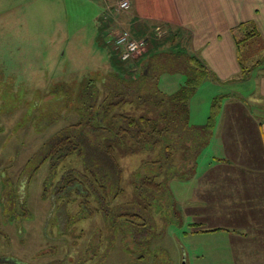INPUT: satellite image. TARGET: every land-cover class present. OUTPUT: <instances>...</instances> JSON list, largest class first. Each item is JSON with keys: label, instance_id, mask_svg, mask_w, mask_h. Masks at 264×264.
<instances>
[{"label": "rangeland", "instance_id": "374dc122", "mask_svg": "<svg viewBox=\"0 0 264 264\" xmlns=\"http://www.w3.org/2000/svg\"><path fill=\"white\" fill-rule=\"evenodd\" d=\"M109 1L0 0V259L17 264H49L52 259L50 264H233L226 242L191 233L194 219L186 208L198 177L215 157H227L218 132L222 104L231 95H250V78L226 84L206 81L198 88L189 102L190 126L205 127L214 99L221 98L212 135L206 133L197 144L175 142L171 164L164 144L133 153L130 143L127 152L118 148L122 193L115 200L99 197L105 202L103 211L92 195L86 199L73 192L70 199L59 198L66 195L68 180L77 177L75 171L91 177L83 155L41 163L46 145L61 130H78L72 125L84 118L90 126L79 130H96L87 106L96 101L100 106L108 98L111 77L123 66L119 59L112 61L118 54L108 33L129 31L148 39L136 58L148 52L154 36L161 43L159 51H171L167 34L174 29L151 27L145 37H137L128 23L131 9L122 11L119 0ZM106 11L114 23L103 30ZM172 38L182 41L181 35ZM183 46L188 49L186 39ZM263 50L255 45L254 61ZM186 81L183 72H166L159 88L171 95ZM137 107L127 104L114 114L141 116ZM111 116L100 127L109 128ZM87 137L91 142V135ZM149 176H157L164 186L161 192L144 187ZM126 213H141L146 225L126 221L121 217ZM202 254L207 255L203 261L198 258Z\"/></svg>", "mask_w": 264, "mask_h": 264}, {"label": "crops", "instance_id": "0c3cea01", "mask_svg": "<svg viewBox=\"0 0 264 264\" xmlns=\"http://www.w3.org/2000/svg\"><path fill=\"white\" fill-rule=\"evenodd\" d=\"M130 1L128 23L135 36L145 37L151 27L174 29V34H167L172 46L181 42L185 48L183 39H186L185 50L206 63L217 78L207 81L216 84L241 78L242 68L232 34L235 27L253 22L264 41V0ZM107 14L106 11L105 29L114 23ZM175 35H181L182 41L173 42ZM249 78L250 95H231L222 104L223 118L218 132L227 157H215L198 177L191 193L192 203L186 208L194 219L191 233L215 243L226 242L233 264H264V63L254 68L246 77ZM206 254L198 258L205 260Z\"/></svg>", "mask_w": 264, "mask_h": 264}, {"label": "trees", "instance_id": "16d2710c", "mask_svg": "<svg viewBox=\"0 0 264 264\" xmlns=\"http://www.w3.org/2000/svg\"><path fill=\"white\" fill-rule=\"evenodd\" d=\"M232 34L242 68L240 79H245L254 68L264 63V54L254 61L255 45L264 49V41L253 22L241 23L232 30ZM145 40L148 44V39ZM151 43L152 47H149L148 52L135 60H128L132 62L122 61L119 55L112 57L113 63L115 60H121L123 66H118L119 74L111 77L114 82L108 87L109 96L100 106L97 101L92 106H87V103L82 101V107L92 109L93 121L96 124L92 126L96 130L91 132L79 130L84 126H90L89 119L86 122L84 118L72 125L78 130H61L46 145L47 153L41 159L42 164L48 159L58 161L78 153L86 159L85 168L91 173V177L78 171L68 173L62 182L70 178H67L69 174L77 173V177L74 178V182L68 180L67 185L63 186L64 189L67 188L66 195H60L59 198L70 199L73 192L86 199L92 195L95 199L97 198L102 207L100 209L103 211L105 202L99 197L115 200L122 193L120 188L122 172L115 160L118 148L126 150L127 144L130 143L133 147H130L128 151L133 153L139 150L154 151L158 145L164 144V150L168 153L167 162L171 164L174 159L175 142L179 144L183 139L185 145L197 144L204 141L203 136L206 133L209 136L212 135L215 126L214 116L221 108V98L214 99L212 116L209 117L205 127L190 126L189 102L204 82L208 79L217 81V78L210 72L206 63L197 55L188 53L181 42L172 46V51L167 52L159 51L158 47L161 43L156 39ZM114 52L117 53L115 50ZM166 72H183L187 76L186 83L171 95L165 94L159 88L160 78ZM127 104L138 106L136 109L142 110L143 114L141 116L127 113L114 114L121 106ZM110 115H112L110 127H100ZM89 135L92 137L91 142L87 137ZM156 177L149 176L143 181L144 187L151 192H161L164 188ZM81 204L85 205L86 202L83 200ZM121 217L127 218L128 222L139 221L143 222V226L146 225L145 217L141 213H126Z\"/></svg>", "mask_w": 264, "mask_h": 264}, {"label": "built area", "instance_id": "2783aa9c", "mask_svg": "<svg viewBox=\"0 0 264 264\" xmlns=\"http://www.w3.org/2000/svg\"><path fill=\"white\" fill-rule=\"evenodd\" d=\"M131 7L130 0H119L118 8L122 11L129 10ZM113 43V48L120 56L122 61H128L136 58V55L146 49L147 41L145 39L135 38L129 31L120 33H108Z\"/></svg>", "mask_w": 264, "mask_h": 264}, {"label": "flooded vegetation", "instance_id": "af4514ba", "mask_svg": "<svg viewBox=\"0 0 264 264\" xmlns=\"http://www.w3.org/2000/svg\"><path fill=\"white\" fill-rule=\"evenodd\" d=\"M12 214L15 215L16 213H12ZM15 216H16V215H15ZM55 260H56V259H52L51 261H49V264L52 263V262L55 261ZM57 261L59 262L60 259H57ZM68 262L71 263L72 261L69 260ZM141 262H143V261H141ZM141 262H140V263H141ZM3 263H4V264H5V263H6V264H17V263H19V262L11 261V260H9V259H8V260H7V259H0V264H3ZM61 263H66V261H65V260H62ZM23 264H25V263H23Z\"/></svg>", "mask_w": 264, "mask_h": 264}]
</instances>
